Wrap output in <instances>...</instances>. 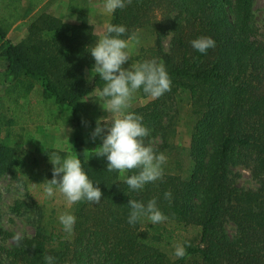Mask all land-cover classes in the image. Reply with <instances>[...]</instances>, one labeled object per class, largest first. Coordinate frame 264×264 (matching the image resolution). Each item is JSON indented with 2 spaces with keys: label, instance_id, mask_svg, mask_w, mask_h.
<instances>
[{
  "label": "trees",
  "instance_id": "1",
  "mask_svg": "<svg viewBox=\"0 0 264 264\" xmlns=\"http://www.w3.org/2000/svg\"><path fill=\"white\" fill-rule=\"evenodd\" d=\"M255 4L256 0H131L113 14L111 24L127 28L123 39L152 28V59L164 63L172 81L170 91L134 111L150 130L145 144L157 153L173 149L171 139L177 131L166 125L168 100L190 94L198 117L190 144L191 176L164 173L142 191H133L124 181L137 169L127 170L126 177L107 171L106 158L87 151L79 108L104 86L99 77L92 82L87 78L95 64L89 46L100 38L88 12L77 10L76 24L44 13L31 25L29 37L16 46L8 35L26 16L23 0H0V57L8 62V70L0 73V102L14 113L23 104L29 125L37 129L58 125L59 114L71 111L75 156L104 194L98 205L74 204L72 238L41 227L34 238L20 240L11 250L0 249L10 264H46L47 255L55 256L56 264H264V42ZM201 36L216 41L207 54L191 46ZM168 37L171 50L165 53L162 41ZM37 92L40 98H35ZM17 125L14 118L2 120L0 134ZM158 137L161 146L153 143ZM52 153L67 157L55 149L32 152L9 132L0 136V175H11L27 190L41 186L52 179ZM236 167L251 169L260 187H238L233 179ZM168 192L170 199L165 198ZM130 199L145 204L156 199L177 229L151 225L147 218L130 225ZM229 224L235 235L229 233ZM190 226L202 230L200 245H186V256L170 261L161 247L174 242L177 230Z\"/></svg>",
  "mask_w": 264,
  "mask_h": 264
},
{
  "label": "rangeland",
  "instance_id": "2",
  "mask_svg": "<svg viewBox=\"0 0 264 264\" xmlns=\"http://www.w3.org/2000/svg\"><path fill=\"white\" fill-rule=\"evenodd\" d=\"M68 1L70 4V0ZM84 1L73 0V2L71 1V5L73 7L80 5L86 7L85 10H87L92 24L96 27V33L101 37L105 33L104 26L108 23L110 17L112 19L113 15L103 12L104 0H88L86 4ZM255 12L257 22L262 29L260 38L264 42V0H256ZM152 32V28H145L137 33L140 43L136 44L135 41L132 42L131 58L124 65L126 69H130L133 63H142L145 60L152 59L153 53L151 51L156 47V37ZM171 41L172 37H168L162 41V48L165 53H170ZM7 66V60L0 58V69L5 70ZM0 73H3V71H0ZM87 78L89 81H93L91 71L87 72ZM98 91L96 90L82 102L79 108V117L82 121L87 122L83 123V132L89 153L94 152L102 143L100 138H97L95 142L91 138V133L96 127L97 120H104L102 121L103 123L110 124L113 119L110 113L101 106L100 103H103V98L99 97ZM0 96L4 97V89L0 90ZM34 96L35 98H40L38 92ZM154 100L149 99L142 90L138 91L134 93L130 101V107L125 111L134 112L147 106ZM4 104L0 102V122L14 118L18 125L11 127L8 132L2 131L1 137H6L10 132L13 135V139H16L20 145H24V148L32 152H36L37 149H55L65 153L67 157L75 155V127L72 124L71 111L59 114L61 121L58 122V125H47L41 129H37L29 125L26 117L27 111L22 110L23 104L20 106L18 113L9 112L6 105L4 108ZM15 109L13 108L14 111ZM166 114V125H172L177 133L171 139L173 149L165 153L167 163L164 165V173L189 178L193 170V161L190 157V144L192 133L198 120L197 115H195L192 109L190 94L184 93L168 100ZM153 143L161 146V137L156 138ZM38 156L42 159L40 155ZM42 168H45L44 164H42ZM122 174L126 177L127 172L125 171ZM233 179L240 188L257 190L260 187L258 181L253 177L251 169L247 167L234 168ZM65 211H69L74 215V205L68 207L62 193L57 191L54 196L48 197L42 186L33 185L30 190H27L25 185L16 181L11 175H0V229L3 231V234L11 235L8 238L5 234V236L0 235V249L11 250L14 248L17 245L14 237L18 234L21 236V240L34 238L41 227L46 233H51L55 230L64 232L58 217ZM146 222L149 223L148 220ZM160 224L171 230L177 229L176 224L168 220ZM228 231L231 235H235L236 229L233 224L228 225ZM66 234L71 238L73 237V232ZM201 234L202 230L197 227L181 228L174 234V242L169 246H162L161 249L169 260L174 262L179 259L174 255V245L184 244L186 247L189 244L193 247H198L201 241ZM0 264H10L3 251H0ZM188 264H193V262Z\"/></svg>",
  "mask_w": 264,
  "mask_h": 264
},
{
  "label": "clouds",
  "instance_id": "3",
  "mask_svg": "<svg viewBox=\"0 0 264 264\" xmlns=\"http://www.w3.org/2000/svg\"><path fill=\"white\" fill-rule=\"evenodd\" d=\"M130 2L131 0H104L103 12L113 15ZM104 28L105 33L94 45L89 46L88 53L95 60L91 78L94 80L99 77L104 82V86L98 91L99 97L103 98V103L100 104L113 119L110 124L97 120L91 138L93 142L97 138L102 140L95 152L97 157L106 158L107 171L124 173L127 170H138L137 174L126 177L124 182L131 190L142 191L147 184L162 179L167 157L162 152L157 153L150 144H145L150 130L143 123V117L125 110L130 107L134 93L142 90L149 99H157L171 90L172 81L164 63L157 59L133 63L130 69H126L124 65L131 58L132 42L140 43L138 35L134 33L123 39L127 34L124 25L110 23ZM191 46L200 54H207L209 49L216 47V41L211 37L201 36L192 40ZM48 155L53 166L52 179L40 184L48 197L54 196L58 191L64 195L68 207L81 201L93 205L101 203L104 194L100 185L89 179L79 158L75 155L62 158L57 153ZM171 196V192L165 193L166 199ZM128 206L130 213L127 222L132 226L144 218L154 226L168 219L158 207L156 199L149 200L147 204L130 199ZM58 219L64 232L71 234L74 231L77 222L75 215L65 211ZM14 238L17 243L21 240L19 234ZM186 254L184 244L174 245L175 257L182 259ZM45 261L46 264H56V257L47 255Z\"/></svg>",
  "mask_w": 264,
  "mask_h": 264
},
{
  "label": "crops",
  "instance_id": "4",
  "mask_svg": "<svg viewBox=\"0 0 264 264\" xmlns=\"http://www.w3.org/2000/svg\"><path fill=\"white\" fill-rule=\"evenodd\" d=\"M71 1L73 2V0H70L69 4L68 0H23L22 6H24L26 16L22 21L14 25L8 35V39L16 46L22 44L29 37L30 27L35 19L44 13L59 18L67 24H76L77 10L85 9L86 7H84V5H80L78 8L73 7L71 5ZM86 1H84L85 4ZM111 20L112 19L110 17L107 24H110ZM7 70L8 66L5 70L0 69V71H3V73H5Z\"/></svg>",
  "mask_w": 264,
  "mask_h": 264
}]
</instances>
